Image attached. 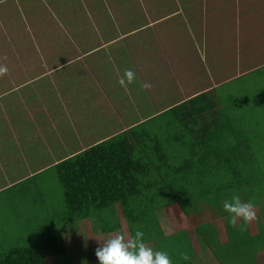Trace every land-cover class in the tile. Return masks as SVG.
I'll use <instances>...</instances> for the list:
<instances>
[{
    "label": "crops",
    "instance_id": "1",
    "mask_svg": "<svg viewBox=\"0 0 264 264\" xmlns=\"http://www.w3.org/2000/svg\"><path fill=\"white\" fill-rule=\"evenodd\" d=\"M0 67L7 68L0 74V193L28 179H35L36 184L41 173L53 165L133 128L144 133L142 143L147 150L165 144L167 150L175 145L187 153L196 143L206 151V143L217 147L216 141L188 132L193 119L182 121L189 112L179 106L203 93L209 97L206 106L211 99L218 104L219 89L224 85L264 68V0H0ZM111 68L116 71L110 70L109 77L107 69ZM126 69L137 74L127 89L119 84ZM77 71L83 74L76 75L81 77L82 86L92 93L86 94V103L72 92L83 88L70 82ZM142 83L151 87L144 89ZM108 87L112 94H127L132 117H124L119 110L123 101L117 94L115 101L110 100ZM77 111L91 118L82 127L74 122ZM110 112L113 122L107 119ZM225 114L240 115L235 120L244 121L245 127L233 124L237 130L231 135L242 136L235 139L249 142L258 137L262 143L264 124L252 123L247 108ZM59 115L65 120L58 121L62 118ZM207 118L204 124L215 121V117ZM62 122L67 130L62 129ZM106 123L112 125L108 132L113 133L100 138L87 134L88 139L84 138V131L105 134ZM253 125L261 136L253 135ZM211 129L209 134H216L212 124ZM58 218L56 223L61 220ZM91 221L97 222L81 223L90 225ZM205 224H210L213 234L219 232L224 244L240 246L234 237L229 239L224 221ZM249 225L260 232L258 223ZM66 226L68 251L49 256L48 264H70V245L78 239L84 245L76 256L88 250V254L96 252L89 240L98 244L99 237H93L89 229L84 236L76 226L69 230ZM162 226L168 235L183 231L167 232L168 222ZM237 233L245 236L236 237L244 239V248L256 234L247 228ZM188 235L187 240L197 244V237ZM19 241L25 242L24 237L13 244ZM251 252L234 248L233 258L241 260L249 255L257 264H264V249ZM89 263L86 256L83 264Z\"/></svg>",
    "mask_w": 264,
    "mask_h": 264
},
{
    "label": "trees",
    "instance_id": "2",
    "mask_svg": "<svg viewBox=\"0 0 264 264\" xmlns=\"http://www.w3.org/2000/svg\"><path fill=\"white\" fill-rule=\"evenodd\" d=\"M262 69L264 68H258L256 72ZM110 70L112 73L116 71L115 68L107 69L109 77L112 74ZM76 75L83 74L78 71L73 72L70 77L71 84L76 87V82L82 86L79 81L81 77ZM83 91L87 94L91 93L85 87H76L72 92L81 99L82 103H86V94ZM107 93L111 101L117 94L123 101L121 103L123 107H120V103L118 104L119 110L121 109L124 117H132L133 110L131 109L128 113L130 109L127 95L112 94L109 87ZM206 95V93L200 94L180 104L179 107H185L189 112V115L183 116L181 120L189 119L190 122L193 119V124L186 130L202 140L214 138L217 147H211L210 143H206L205 151V149L200 150L201 148L195 143L186 153L175 145L168 147L170 149L167 150L165 144H161L155 150H147L143 146L144 133H136L133 128L53 165L41 175L56 172L58 180L66 191L67 209L63 214H59L61 218L58 219L61 220L55 222L56 224L52 223L46 229H35V219L38 218L35 212H27L9 205L15 216L14 219L8 217L6 209L8 206L0 203V237L15 234L4 230L3 225L7 228L15 226V230L18 224L26 225L27 229L24 231L26 235L30 233L32 237L28 245L23 246L21 243L25 242L19 241L15 243L19 245L14 244L15 247L13 246L14 248H11L9 252L1 253L0 264H48L49 256H59L68 251L63 225L76 226L78 231L81 222L96 220L101 227L100 231L110 235L114 218H118L120 224L121 219L124 218L122 220L125 222L129 238L134 236L137 228L142 229L145 234L144 242L155 250L167 251L173 264H216L218 262L219 264H257L256 259H251L249 255L241 260L233 258V250L235 248L252 255L251 251L259 252L264 249V139L262 143L258 137H252L249 142L246 139L243 142L235 139L242 136L231 135L232 131L237 130L234 129L233 124L242 125L244 121H237L232 115H226L221 100L217 104L211 99L209 106H206L209 101ZM232 100L234 109L248 105L240 100ZM83 107L85 108V105ZM175 107L171 109L174 110ZM229 108L231 109L230 106ZM248 108L251 111L254 109ZM110 109L112 107L108 106L107 110L110 111ZM240 114L243 115L244 112ZM110 115L107 119L113 122L114 114L110 112ZM208 115L215 117V121H212L214 123L202 122ZM160 118L163 117L160 116ZM256 123L259 122L256 121ZM65 124L62 122L61 127L67 130L68 127H65ZM211 124L216 134L213 131L211 135L209 134ZM111 127V124L106 123L105 134L97 135L87 132L84 138L88 139L87 134L93 135L94 138L95 136L106 137L113 133L108 132ZM255 127L256 125H253L251 129L253 135L258 133L261 136ZM70 129H72L71 124ZM208 152L213 153L214 156H209ZM184 159L187 161L182 162ZM185 169L187 171H184ZM35 182V179L25 180L0 195L18 193L20 188L24 187L33 189ZM234 191H238L242 199H251L256 204L258 219L251 223H258L260 232L257 234V229H252L249 224L246 226L251 230V234H257L250 237L251 240L248 242L250 245L247 248H244V239L236 238L245 236L237 233L240 230L236 231L228 223L227 214L222 210L223 200ZM116 208L119 210L117 211ZM177 208L191 220L209 211L215 214V217L222 218L229 239L234 237L241 243L240 246L224 244L219 232L212 233L213 228L210 224L198 225L193 230L200 250L197 249L196 243L194 245L187 240L189 235L185 230L168 235L162 224L168 222L170 210ZM5 212L7 217L4 216ZM124 232L122 228L117 234H125ZM15 241L17 239H14ZM70 247L72 248V245Z\"/></svg>",
    "mask_w": 264,
    "mask_h": 264
},
{
    "label": "rangeland",
    "instance_id": "3",
    "mask_svg": "<svg viewBox=\"0 0 264 264\" xmlns=\"http://www.w3.org/2000/svg\"><path fill=\"white\" fill-rule=\"evenodd\" d=\"M250 69H252V67ZM75 85H79V84L75 82ZM221 89H219V91H221L220 93L221 102L223 103L226 112L233 113L236 110L240 111L243 108H247L248 116H251V120L254 124L256 121L263 122L264 124V69H262L260 72H254V74H249L244 78L235 79L233 82H229L228 84L224 85V87ZM83 93L87 94L84 91ZM118 93L120 96L127 95L124 92H118ZM230 98L248 103V105L246 107H241L238 109H230L229 106L233 108L232 105L234 104L233 100ZM228 103L230 104L229 106ZM70 107L72 109L71 110L72 115L74 116L75 112L72 104L70 105ZM248 107L254 109H252L251 111L249 110ZM64 111L65 110L63 109V112ZM59 116H61L62 118L59 119L58 121L65 120L64 116L62 115ZM232 116L234 118H241L240 115H232ZM90 119H91L90 117L85 118L81 116L79 113L77 117H74V122L75 125H77V127H82V125H84L86 122H89ZM83 133L86 134L85 131ZM106 135H108V133H106ZM65 194H66L65 188L61 183V181L58 180L57 174L55 172V173L42 175V178L37 181L33 189H30L29 187H24V188H20V191L18 193L12 192L6 195L1 194L0 203H5V206H8L6 208L8 217H12V218L15 217L9 205H14L16 209L27 210V212L30 211L35 212L38 216V218L36 217L37 219H35V229L36 228L46 229L47 227L52 225L53 222L56 221L59 213L63 214V212L67 209ZM7 214L5 212L4 216L7 217ZM122 219L124 220V218ZM122 219H121V224H122L121 225L119 219L114 218V221L111 224L112 227L110 233L112 235H116L123 228L125 234L122 235L130 239L125 222ZM223 221L224 220H222V218L215 217V214H213L210 211L202 214V216L198 218L194 217L191 220L185 216V213L181 209L179 208L171 209L170 216L168 219L169 230L167 232H174L176 231V229H180V230H187L192 235L194 228H196L200 224H205L210 222L219 224L222 223ZM14 228L15 226L13 227L10 226L9 228L4 229L6 231H9L10 233L13 232L15 234L14 236L9 235V236L0 237V254L11 250V248L14 245L13 244L14 239L16 240L17 238H20L25 235L24 236L25 243H21V245L23 246L28 245L30 241H32L31 234L27 233L26 235L24 231L27 229L26 225L18 224L17 229L14 230ZM65 228L69 230L70 226L67 225ZM88 229L90 230V232L92 231L93 237L95 236L99 237L98 244L97 243L92 244L91 239L89 240L92 247L93 246L98 247L100 244H102L103 240L111 237V235L101 233L100 231L101 227L100 225H98V222L93 223L91 221L90 225L89 224L87 225L86 222L80 223V227L78 230L80 231L81 235L85 236L88 233ZM41 231H39V233H41ZM96 240L97 239H95V241ZM17 245L19 244H15V246ZM83 245H84V241H81L80 239L77 240V243L75 245L72 244L73 253H70V264L74 263V261H76V264H83V259L86 256H89V262H90L89 264H99L95 250L91 252L92 254L91 253L88 254L89 251L88 250L86 252H83V254L81 255L79 254V256H76L77 252L80 251V248ZM196 246L197 249H199L200 246L197 244ZM64 259L66 260L67 258L64 257ZM86 262L88 261L86 260Z\"/></svg>",
    "mask_w": 264,
    "mask_h": 264
},
{
    "label": "clouds",
    "instance_id": "4",
    "mask_svg": "<svg viewBox=\"0 0 264 264\" xmlns=\"http://www.w3.org/2000/svg\"><path fill=\"white\" fill-rule=\"evenodd\" d=\"M6 72V67H0V74ZM136 79L137 74L132 69H126L119 79V84L127 89V85L134 83ZM141 87L147 89L151 87V84L142 83ZM222 210L227 214L228 223L234 229L241 231L245 230L253 220L258 219L255 202L251 199H242L238 191L232 192L223 200ZM144 235L143 230L137 228L130 239L117 234L103 240L96 249L99 264H173L169 253L148 246L144 242Z\"/></svg>",
    "mask_w": 264,
    "mask_h": 264
}]
</instances>
